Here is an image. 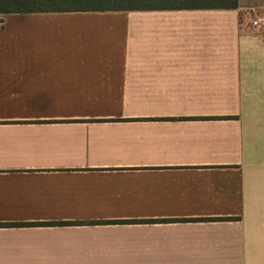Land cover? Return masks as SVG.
Segmentation results:
<instances>
[{
    "label": "crops",
    "instance_id": "1",
    "mask_svg": "<svg viewBox=\"0 0 264 264\" xmlns=\"http://www.w3.org/2000/svg\"><path fill=\"white\" fill-rule=\"evenodd\" d=\"M0 13V264H264V0Z\"/></svg>",
    "mask_w": 264,
    "mask_h": 264
},
{
    "label": "trees",
    "instance_id": "2",
    "mask_svg": "<svg viewBox=\"0 0 264 264\" xmlns=\"http://www.w3.org/2000/svg\"><path fill=\"white\" fill-rule=\"evenodd\" d=\"M197 1H204L207 6L229 3L227 2L229 0H0V13L181 7L183 5L191 6Z\"/></svg>",
    "mask_w": 264,
    "mask_h": 264
},
{
    "label": "built area",
    "instance_id": "3",
    "mask_svg": "<svg viewBox=\"0 0 264 264\" xmlns=\"http://www.w3.org/2000/svg\"><path fill=\"white\" fill-rule=\"evenodd\" d=\"M251 25H259L261 29H264V19L263 20H252Z\"/></svg>",
    "mask_w": 264,
    "mask_h": 264
}]
</instances>
